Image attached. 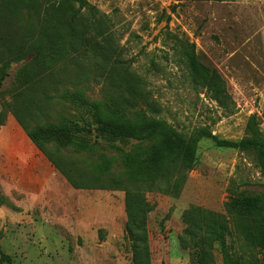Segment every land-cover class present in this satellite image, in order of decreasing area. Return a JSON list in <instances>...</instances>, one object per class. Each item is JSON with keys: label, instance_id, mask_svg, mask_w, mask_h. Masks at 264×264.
Wrapping results in <instances>:
<instances>
[{"label": "rangeland", "instance_id": "rangeland-1", "mask_svg": "<svg viewBox=\"0 0 264 264\" xmlns=\"http://www.w3.org/2000/svg\"><path fill=\"white\" fill-rule=\"evenodd\" d=\"M16 1L19 0H0V57L6 53L4 42L16 38L17 22H27L33 27L41 22V12L25 5L12 6ZM39 1L41 9L58 7L50 0ZM88 3L99 13L96 18L101 19L98 26L102 37L93 38L87 33L86 48L99 52V46L103 45L113 58L131 65L165 108V119L179 131L208 128L218 139L237 143L245 138L246 124L255 115L264 134V0H88ZM71 11L85 29L90 21L86 11L77 8ZM166 26L169 32L184 36L194 46L199 61L216 71L231 99V115L221 117L216 104L188 84L178 58L170 56L169 48L165 47ZM74 42L79 43L77 39ZM71 64V70L88 74L90 81L51 87L58 94L79 90L85 94L73 99L74 105L70 103L72 99L63 103L54 99L51 112L32 113L28 126L55 129L64 126L80 110L79 101L83 98L87 104L108 108L105 92L114 91L112 84H104L91 75L84 58ZM18 67H12L0 88V110L8 111L4 104L18 103L16 81L22 75ZM23 98L28 101L30 96ZM41 145L47 154L61 160L75 156L61 149L59 141ZM197 158V165L177 198L146 195L152 207L147 224L152 264L191 263L189 253L179 245L181 217L190 206L223 213L229 191L254 195L263 191L264 177L251 155L237 149H219L211 141L202 140L197 144ZM73 160L85 161L77 155ZM95 163L92 160L86 166L93 167ZM100 194L98 222L91 234L75 236L62 228L40 236L27 230L19 234L1 233L2 252L14 264H132L123 234L127 220L124 193ZM214 264H222L219 253L214 252ZM251 264H264V258L258 256L256 263Z\"/></svg>", "mask_w": 264, "mask_h": 264}, {"label": "trees", "instance_id": "trees-1", "mask_svg": "<svg viewBox=\"0 0 264 264\" xmlns=\"http://www.w3.org/2000/svg\"><path fill=\"white\" fill-rule=\"evenodd\" d=\"M50 1L58 7L41 9L39 0L11 4L33 8L41 12L42 18L34 27L17 22L15 40L4 42L6 53L0 57V88L14 65H19L22 75L16 81L18 103L4 104L8 111L1 109L0 125L6 115H12L54 169L74 188L123 192L127 218L123 234L129 244L131 263L152 264L147 229L152 207L146 195L156 193L177 198L197 165V144L202 140L211 141L219 149H237L251 155L264 177V134L258 118L255 115L249 118L246 136L237 143L218 139L208 128L179 131L165 119V108L153 96L145 78L137 75L131 65L113 58L103 45L99 46V52L86 48L87 33L93 38L102 37L98 26L101 19L96 18L99 13L88 0ZM74 8L86 11L90 21L85 29L72 13ZM165 42L170 56L178 58V65L184 68L188 84L214 102L221 117L231 115L232 102L225 84L214 69L199 61L194 46L184 36L169 32L167 26ZM81 58L88 61L91 75L104 84H112L114 91L105 92L108 108L87 104L83 98L79 101L80 110L64 126L56 129L28 126L32 113L51 112L54 99L61 103L72 99L70 103L74 105L73 99L85 94L82 90L58 94L51 87L88 83V74L70 68L71 63ZM23 95H29V100H24ZM51 141L61 142V149L75 156L61 160L47 154L41 142ZM76 155L85 161L74 162ZM92 160L95 165L86 166ZM262 189L260 195L229 191L223 213L196 206L183 212L179 245L189 253L190 264H214V252L220 254L222 264H251L256 263L258 256L264 258V183ZM0 264H14L1 247Z\"/></svg>", "mask_w": 264, "mask_h": 264}, {"label": "crops", "instance_id": "crops-1", "mask_svg": "<svg viewBox=\"0 0 264 264\" xmlns=\"http://www.w3.org/2000/svg\"><path fill=\"white\" fill-rule=\"evenodd\" d=\"M100 192L70 185L15 118L6 115L0 125V234L27 230L40 236L56 228L75 236L91 234Z\"/></svg>", "mask_w": 264, "mask_h": 264}]
</instances>
